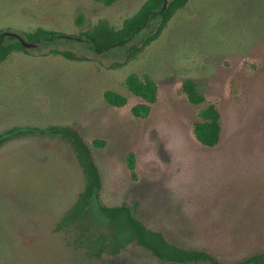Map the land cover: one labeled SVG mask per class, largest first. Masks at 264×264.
Masks as SVG:
<instances>
[{"label":"rangeland","instance_id":"obj_1","mask_svg":"<svg viewBox=\"0 0 264 264\" xmlns=\"http://www.w3.org/2000/svg\"><path fill=\"white\" fill-rule=\"evenodd\" d=\"M146 1L0 0V33L65 35L0 65L1 264H170L134 244L100 261L74 247V233L56 230L84 185L70 145L55 135L65 128L91 148L101 176L85 219L91 232L109 226L103 205L137 204L134 216L176 244L224 261L264 253V0H190L159 34L158 14L101 53L78 37L99 21L120 29ZM130 74L158 87L145 118L132 113L145 101L126 88ZM186 80L199 85L203 104L188 101ZM107 91L127 104L110 105ZM209 103L221 114L214 148L194 134Z\"/></svg>","mask_w":264,"mask_h":264},{"label":"trees","instance_id":"obj_2","mask_svg":"<svg viewBox=\"0 0 264 264\" xmlns=\"http://www.w3.org/2000/svg\"><path fill=\"white\" fill-rule=\"evenodd\" d=\"M105 6H111L119 0H95ZM190 0H148L141 9L132 17L124 20L120 29L112 27L106 21H99L92 29L85 31L78 37L86 40L98 53L105 52L115 46H123L134 34L140 32L150 19L162 16V23L158 34L169 22L173 15L183 9ZM84 19L80 15L78 24L83 25ZM62 32L47 31L37 28L34 31L24 33V38L10 32L0 33V65L4 63L13 53H27L30 46L45 41H53L61 38ZM157 36V35H156ZM71 38L72 36H66ZM152 40V39H150ZM55 54L65 58L76 59L70 52L54 51ZM125 86L130 93L145 101L132 108L135 117L145 118L150 112V104L155 103L158 87L156 83L144 76L140 78L136 74H130ZM186 94L188 101L199 106L206 100L200 92L199 85L193 80H186L181 87ZM105 100L112 106L123 107L127 99L113 91L104 94ZM200 121L194 123V134L197 141L204 147L214 148L220 144L222 137L221 114L215 103H209L199 112ZM27 132H19L17 135H25ZM63 141L67 142L81 168L84 185L77 199L56 224L57 231L74 233V247L82 249L90 258H98L104 261L106 257L119 255L130 245H136L147 250L151 256L163 263L170 264H264V253L252 254L238 261H224L211 252L190 248L169 241L161 232L148 228L139 221L134 208L129 206H102V213L109 219V226L106 231L91 232L85 225V219L89 212L92 201L98 196L102 188V180L93 158L91 148L85 143L81 135L72 128H65L55 131ZM1 137V136H0ZM7 139H1L0 145ZM105 143L95 140L93 145L101 147ZM128 168L131 173L135 170V158L132 153L128 155ZM1 264V263H0Z\"/></svg>","mask_w":264,"mask_h":264},{"label":"water","instance_id":"obj_3","mask_svg":"<svg viewBox=\"0 0 264 264\" xmlns=\"http://www.w3.org/2000/svg\"><path fill=\"white\" fill-rule=\"evenodd\" d=\"M22 43H23L25 46H31V45H28V44L24 43L23 41H22Z\"/></svg>","mask_w":264,"mask_h":264}]
</instances>
